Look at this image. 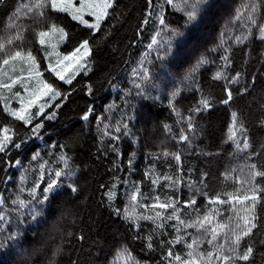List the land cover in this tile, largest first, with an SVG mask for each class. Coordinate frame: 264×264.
I'll return each mask as SVG.
<instances>
[{
  "label": "trees",
  "instance_id": "trees-1",
  "mask_svg": "<svg viewBox=\"0 0 264 264\" xmlns=\"http://www.w3.org/2000/svg\"><path fill=\"white\" fill-rule=\"evenodd\" d=\"M33 2L0 0V41L20 31L23 40L17 44L25 52L32 51L45 79L64 97L47 108L45 113L52 111L56 116L44 120V127L35 135L31 129L40 118L33 125H24L4 111L0 99V128L7 126L14 141L22 143L20 149L9 145L6 153H0V264H167L169 247L187 259L184 241L190 243L198 236L195 229H188L189 235L181 232V242L168 245L177 235L174 221L156 229L150 220L133 223L124 219L126 210L138 217L154 216L156 210L150 207L154 197L160 201L170 196L195 198L194 207L178 204L182 219H195L198 213L203 216L215 209L219 213L216 220L234 227L235 209L243 215L242 208L252 207L251 203L214 205L208 203V197L227 199V193L243 194L253 183L264 187V179L252 181L247 167L256 164L264 169V40L259 39L264 0H207L192 23H186V10L190 9L183 0L172 4L167 0H151V4L149 0H113L95 32L68 13L28 19L27 10L20 6ZM253 2L258 5L256 25L248 22V6ZM160 17L165 21L163 29ZM45 23L64 28L66 39L59 47L63 54L84 39L90 41L89 71L77 74L70 85L46 71L42 46L36 43V32ZM171 30L183 33L172 41L176 55L160 61L157 50L163 55ZM153 36H157V44L149 49ZM237 36L247 39L238 42ZM201 55L207 63L193 72ZM222 55L230 58L226 69ZM142 67L150 69L147 80L139 78ZM218 70L226 71L229 78L240 73L239 82L229 85L232 99L228 104L221 103L226 98L225 80H213ZM135 84L141 88L136 89ZM201 97L211 106L191 112L195 131H189L187 118ZM57 103L60 107H53ZM89 108V120L84 121L81 117ZM233 112L237 113V129L244 126L242 133L237 132V140L245 135L249 140L244 151L227 139ZM105 125H109L108 136L103 134ZM116 127L122 129L119 134ZM181 134L188 137L187 142L179 141ZM113 135L119 139L113 140ZM37 152L40 156L34 161ZM62 152L75 174L70 180L58 178L59 187L48 194V201L38 204L29 190L38 182L36 196L42 199L48 177L55 178V170L63 167L58 160ZM40 163L45 165L43 169ZM145 172L150 173L148 178ZM153 179L158 183L153 185ZM176 180L181 183L173 184ZM70 182L78 188L76 193L67 188ZM133 185L140 188L136 203L130 200ZM110 192L114 194L111 201ZM18 198L25 200L24 207L13 203ZM33 208L40 210L35 219ZM254 214L257 227L238 249L242 253L251 246L253 252L247 262L237 264H264V193L259 194ZM200 239L197 251H211L208 237ZM223 239L219 237L221 242Z\"/></svg>",
  "mask_w": 264,
  "mask_h": 264
},
{
  "label": "snow or ice",
  "instance_id": "snow-or-ice-1",
  "mask_svg": "<svg viewBox=\"0 0 264 264\" xmlns=\"http://www.w3.org/2000/svg\"><path fill=\"white\" fill-rule=\"evenodd\" d=\"M186 9L187 21L186 23H192L198 17V14L201 11V6L207 4V0H183ZM168 4H172L173 0H167ZM151 4V0H149ZM21 8H25L26 17L32 19L37 17L40 20H45L47 15L52 13H68L71 15L72 19L78 21L80 24L84 25L87 29L95 32L100 29L101 21L109 13V9L113 7V0H79V5L76 6L73 4L72 0H34L33 3L21 5ZM249 7L248 12V22L250 25H256L255 13L258 10V5L252 3ZM51 11L48 12L47 10ZM93 18L94 22H89L85 19V16ZM152 15L151 12L148 14ZM145 23L148 22L146 18ZM159 24L162 29L164 27L165 21L162 17L159 18ZM251 31V28L249 29ZM260 36L259 39L264 40V25L259 26ZM159 33H157V36ZM183 33L177 30H171V36L166 41L167 48L163 51L161 55L160 50H157V59L163 61L165 56L171 54L175 57L176 53L172 51V41L176 37L182 36ZM157 36L152 37V42L148 45L149 49L153 48V45L157 44ZM66 39V33L63 27L57 26L55 23H45L43 27L36 32V43L42 46L41 50L45 51L47 54L44 59L47 61V71L54 75L56 80L62 81L65 84H71L72 80L75 77V74L85 67L83 61L90 54V41L84 39L79 42L78 46L71 52L66 55L61 56L56 52L58 44L64 42ZM243 39H247V36L240 37L237 36L236 40L242 42ZM23 35L20 31H17L14 36H9L6 40L0 41V90H8L12 93L17 99L19 104L18 108H10L8 106V101L4 103V111L7 112L10 116L14 117L15 120L23 122L24 125H33V122L36 118H40L39 122L34 123L32 127V133L37 134L40 129L44 127V120L54 119L56 116L55 112L50 111L45 113V107L48 106V100H44L45 97H48L50 100H55L57 97H64V94L59 91L54 83H49L41 79V73L38 70L37 59L33 55L32 51L25 52L22 46L17 44V41H22ZM47 44V48H44ZM51 49V51H48ZM211 51H216L215 48ZM225 52L228 49H224ZM55 55L56 59L53 61L51 57ZM221 60L225 62V69L230 63V58L228 55H222ZM22 63L27 65L28 76L23 77L15 73L17 64ZM207 63V59L204 55H201L195 65H193L192 71L194 72L200 65ZM11 70V71H10ZM142 75L139 76L142 80H147L150 75V69L147 67L141 68ZM191 75V72L189 73ZM7 77V79H4ZM240 73L237 72L235 75H232L230 78L226 75V71L218 70L213 76V80L220 81L225 80L224 92L226 93V98L221 100L222 104H228L232 99V91L229 85L239 82ZM35 80V85L30 81ZM19 85L24 89V94L22 95L20 91H13L14 86ZM136 89L141 88V84H135ZM91 92V88H89ZM172 97H175L176 92H173ZM0 99H4L0 97ZM10 99V98H9ZM44 100L43 103L41 101ZM171 104V101H170ZM209 100L207 98L201 97L198 102V106L190 110V114L187 118V126L189 131H195L194 125L192 123L191 112H199L201 109H208L210 107ZM53 107L59 108L60 104L57 103ZM35 109V110H34ZM89 112L83 113L81 117L82 120H89ZM43 114V115H42ZM238 123L237 113H232V123L228 129L227 139L230 140L239 151H244L249 148V140L245 135L242 141L237 140V132H243L244 126L241 124L239 129L236 125ZM167 127V126H165ZM109 125H105L104 136L109 135L108 131ZM124 128H127V125H124ZM122 131L120 127L115 128V132L119 134ZM125 134L127 132L125 131ZM13 133L10 129L5 126L0 128V153H6V149L9 148V145L15 149H20L22 143H16L13 139ZM113 140L119 139L118 135H113L111 137ZM188 137L184 134L179 136L180 142H187ZM164 155L167 156L169 153L164 152ZM40 153L33 155L32 160H38ZM174 159L176 161H181V156L179 154H174ZM58 160L63 164V167H58L55 170V178L51 175L48 177L46 186L42 187V199L36 196L37 188L40 187L39 183L33 186L29 190V195L36 200L38 204H44L45 201L49 199V193L53 192L55 188L59 187L60 181L58 178L64 177L71 179L75 174L71 167L69 166V157L63 152L59 155ZM131 165V161L129 162ZM39 167L43 169L45 165L40 163ZM249 168L250 176L252 181H255L257 177L264 179V169L258 168L256 164L247 165ZM145 178H148L150 175L149 172H145ZM43 177L41 176V179ZM164 179H171L170 177H164ZM153 185L158 183L157 179L151 181ZM181 183V181H173V184ZM135 191L130 193V200L133 203H136L139 198L140 188L137 185H133ZM67 188L71 190L72 193H76L78 188L73 183H68ZM23 191V189H21ZM264 193V187L253 183L251 188L248 191H245L243 194L236 193H227V199H222L219 195L215 197H208V203L219 205V204H232V205H241L244 206L245 202H250L252 207H243V215H241L240 209H235V226L232 227L231 224H224L215 219L219 215L215 209L205 212L203 216L197 214L195 219L185 220L180 216V208L178 207L179 203H183L185 208L194 207L197 203L195 198H190L188 200H183L180 198L177 200L173 196L168 197L166 201H160L159 197H154V203L150 206L152 209L156 210L155 215H146V216H136L135 212H128L126 210L124 214L125 220H130L133 223H136L139 219L150 220L155 225L156 229H164L167 222H175L172 224L174 231L177 233L174 240L168 241L167 244L171 245L173 243H180L182 236L180 235L183 232L184 235H189L188 229H195L198 236L193 238L189 243L187 240L184 241L186 248L189 250L187 253L188 258L184 259L180 255H175L169 247L166 253L167 264H237L239 261L247 262L250 255L253 252L251 246L247 247L242 253L238 251L241 247V241L249 237L252 234L253 229L257 227L255 223V214H254V205L259 199V194ZM113 193H108V199L111 201L113 198ZM19 203L20 207L25 206V200L19 199L13 203ZM148 207V205H145ZM32 215L35 219L36 216L40 215V210L33 208ZM117 215L119 212L117 211ZM231 220V218H230ZM15 235V234H14ZM10 236L9 239L14 238ZM223 236L224 239L221 242L219 237ZM200 237H208L206 240L207 244L212 248L211 251H208L206 254L198 252L197 248L201 242ZM151 241V237L148 238ZM148 247L151 248L152 244L149 242ZM59 249H57V252Z\"/></svg>",
  "mask_w": 264,
  "mask_h": 264
},
{
  "label": "rangeland",
  "instance_id": "rangeland-1",
  "mask_svg": "<svg viewBox=\"0 0 264 264\" xmlns=\"http://www.w3.org/2000/svg\"><path fill=\"white\" fill-rule=\"evenodd\" d=\"M72 2H73V4L76 5V6L79 5V0H72ZM70 16H71V15H70ZM85 19H87L90 23H91V22H94V21H93V18H92V17H89V16H87V15L85 16ZM62 43H63V42L59 43V44H58V47L56 48V52L59 53V55L61 56V58L63 57V55H66V54H63V53L60 51V49H59V47H60V45H61ZM43 47H44V48H47L48 46H47V44H46V45L43 46ZM42 51H43V50H42ZM48 51H51V49H48ZM46 54H47V53H46L45 51H43V55H44V57H45ZM88 57H89V56H88ZM88 57H86L85 60L83 61L85 67H84L83 69H81L80 71H78V72L75 74V76H76L77 74L81 73V72L87 73V72L89 71ZM51 59H52L53 61H55V59H56L55 55H53V56L51 57ZM37 65H38V63H37ZM45 65H46V71H47V61H46V60H45ZM38 70H39L40 73H41V77H40V78L43 79L44 81L48 82V81L45 79V76H43V74H42L41 69L39 68V66H38ZM10 71H11V70H10ZM15 73H16L17 75H21V76H23V77H27V76H28L27 65H26V64H22V63L17 64L16 69H15ZM49 74H50L51 76H54V75H52L51 73H49ZM4 79H7V77H4ZM30 82H31L33 85H35V80H32V81H30ZM16 90L20 91L22 95L24 94V89L21 88L19 85H15V86H14L13 91H16ZM0 97H3V98H4V99H1L3 106H4L5 101H8V102H9V103H8V106H9L10 108H18V107H19V104L17 103V99H16L14 96H12V93H10L8 90H0ZM9 98H10V99H9ZM57 98H58V97H57ZM57 98H56V99H57ZM44 100H48V101H49V102H48V106L45 107V111H46L47 108H48L49 106H51L55 100H50L48 97H45ZM44 100H42L41 103H43ZM34 110H35V109H34Z\"/></svg>",
  "mask_w": 264,
  "mask_h": 264
}]
</instances>
